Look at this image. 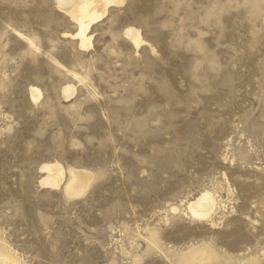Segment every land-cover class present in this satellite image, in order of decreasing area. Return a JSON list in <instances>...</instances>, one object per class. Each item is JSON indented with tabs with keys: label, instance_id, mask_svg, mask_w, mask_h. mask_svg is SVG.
<instances>
[{
	"label": "rangeland",
	"instance_id": "obj_1",
	"mask_svg": "<svg viewBox=\"0 0 264 264\" xmlns=\"http://www.w3.org/2000/svg\"><path fill=\"white\" fill-rule=\"evenodd\" d=\"M58 5L0 0V252L179 264L196 247L217 254L201 264H264V0H126L90 47ZM56 161L94 173L83 195L40 184ZM209 189L215 221L186 214Z\"/></svg>",
	"mask_w": 264,
	"mask_h": 264
},
{
	"label": "bare ground",
	"instance_id": "obj_2",
	"mask_svg": "<svg viewBox=\"0 0 264 264\" xmlns=\"http://www.w3.org/2000/svg\"><path fill=\"white\" fill-rule=\"evenodd\" d=\"M58 3V7L60 6L68 15L70 14V18L78 25L76 33L66 34L78 38L81 47H90L92 45L93 36L89 35V31L92 25L106 15L110 6H123L126 0H58ZM126 35L133 41L137 48L145 43V40L141 37L140 30L136 27H128V29H126ZM64 88L66 97H70L75 92V87L72 85H68ZM31 95L34 101H38L42 93L38 87L33 86L31 87ZM41 171L45 173L40 179V184L42 186L48 187L49 189L62 187L69 198L83 195L94 175L92 171L86 169H67L58 161L42 165ZM229 189H227L228 192L231 191ZM216 192L217 191L210 189L201 191L187 201L184 212L190 214L191 217L214 222V217L217 215L218 210L226 207L222 196ZM178 209L177 206L172 207L173 211H177ZM204 249L205 248L189 247L187 251L177 255V261L179 264H201V259L203 260L206 258L211 260V258L217 255H215L216 252L211 248V251H209V254L207 253L208 255H206V257L203 258L201 256L202 258L200 257V260L195 258L197 253L205 251ZM0 259L4 264H21L20 261L11 258L10 255L4 252H0ZM253 259L255 258L253 257Z\"/></svg>",
	"mask_w": 264,
	"mask_h": 264
}]
</instances>
